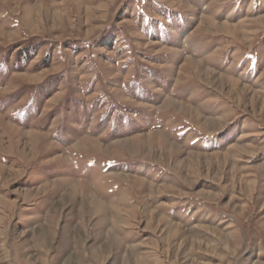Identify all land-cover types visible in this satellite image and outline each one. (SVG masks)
<instances>
[{
	"label": "rangeland",
	"instance_id": "1",
	"mask_svg": "<svg viewBox=\"0 0 264 264\" xmlns=\"http://www.w3.org/2000/svg\"><path fill=\"white\" fill-rule=\"evenodd\" d=\"M0 264H264V0H0Z\"/></svg>",
	"mask_w": 264,
	"mask_h": 264
}]
</instances>
